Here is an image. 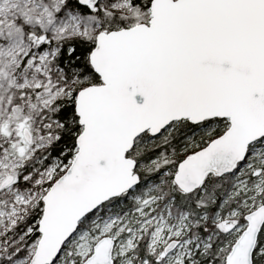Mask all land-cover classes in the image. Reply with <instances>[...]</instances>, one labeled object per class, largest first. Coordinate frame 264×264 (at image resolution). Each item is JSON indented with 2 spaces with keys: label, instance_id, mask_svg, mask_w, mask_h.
<instances>
[{
  "label": "snow or ice",
  "instance_id": "6c2138e0",
  "mask_svg": "<svg viewBox=\"0 0 264 264\" xmlns=\"http://www.w3.org/2000/svg\"><path fill=\"white\" fill-rule=\"evenodd\" d=\"M0 264H264V0H0Z\"/></svg>",
  "mask_w": 264,
  "mask_h": 264
}]
</instances>
